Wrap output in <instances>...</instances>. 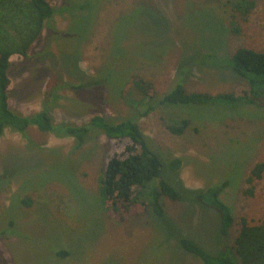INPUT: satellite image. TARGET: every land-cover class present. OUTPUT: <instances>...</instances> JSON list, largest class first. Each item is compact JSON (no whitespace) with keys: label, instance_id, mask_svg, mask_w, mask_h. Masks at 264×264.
I'll return each instance as SVG.
<instances>
[{"label":"rangeland","instance_id":"obj_1","mask_svg":"<svg viewBox=\"0 0 264 264\" xmlns=\"http://www.w3.org/2000/svg\"><path fill=\"white\" fill-rule=\"evenodd\" d=\"M48 1L56 10H72L46 22L28 57L10 59L8 106L30 116L49 101L56 124L136 117L122 96L133 82L159 97L177 81L188 92L243 95L245 81L230 71L203 62L185 66L196 50L212 47L217 23L211 16L224 27L215 42L219 56L241 46L264 51V0L241 23L240 35L226 31V0ZM84 3L86 10L75 9ZM226 107L166 105L136 118L166 164L180 160L171 178L163 170L174 187L229 183L221 199L236 224L224 237L215 212L162 200L178 231L212 252L233 244L241 217L251 224L264 218V173L252 186L246 181L255 164L264 163V109ZM181 119L189 120L188 128L172 134L166 121ZM25 134L6 129L0 141V264H201L164 241L141 206L101 201V174L111 156L124 153L125 142L92 132L73 151L72 139L34 126Z\"/></svg>","mask_w":264,"mask_h":264},{"label":"trees","instance_id":"obj_2","mask_svg":"<svg viewBox=\"0 0 264 264\" xmlns=\"http://www.w3.org/2000/svg\"><path fill=\"white\" fill-rule=\"evenodd\" d=\"M257 1L226 0L223 3L229 15L226 31L240 35L241 23L246 22L256 9ZM87 8L85 3L79 7L75 5L76 10L84 11ZM70 9L72 10V7L67 5L56 10L48 0H0V141L6 129L26 136V130L34 126L41 133H49L56 138L72 139L73 151L83 148L92 132L110 141L125 142L124 153L111 156L101 174L99 182L101 201L111 202L113 206L121 203L125 209L133 205L141 206L143 215L151 218L156 231L164 241H174L177 248L197 258L201 264H264V218L258 224H251L247 218L241 217L237 223L238 231L233 244L225 245L217 252L203 248L197 241L178 231L166 213L163 198L171 202L193 204L215 212L218 216L219 233L223 237L227 236L236 224L232 208L221 199L229 183L220 182L200 190H188L179 183H176L178 189L174 187L163 178V170H168L171 178L170 173L179 169L180 160L166 164L151 140L144 135L136 119L149 115L159 106L166 105L211 107L244 105L264 109V51L241 46L232 55L219 56L216 53L215 42L219 43V36L224 35V27L211 16L217 26L212 32L213 45L208 49L210 52L205 48H199L195 51L196 59L192 56L194 61L186 62L185 66L195 65L194 68H199L198 62H203L202 65L230 71L246 83L247 91L241 96L231 93L212 95L188 92L184 85L177 81L169 92L159 97L155 94L149 95L140 83L133 82L132 87H129L122 96L125 103L136 110L137 116L119 122L97 115L80 126L70 123L56 124L49 101L42 105L41 111L30 116L13 112L8 106V89L11 84L8 77L10 59L14 55H19L23 59L28 57L33 44L42 35L46 22L56 13L68 12ZM75 87L82 88V85ZM188 126L187 119L166 121L167 129L174 135H182ZM263 173L264 163L255 164L246 180L247 183L252 186L254 181L262 178ZM172 182L175 183L173 180ZM246 193L252 195L251 191ZM24 204L28 205V202ZM66 253L60 251L57 254L64 257Z\"/></svg>","mask_w":264,"mask_h":264}]
</instances>
